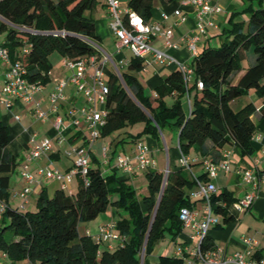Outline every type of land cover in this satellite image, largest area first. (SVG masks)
Returning <instances> with one entry per match:
<instances>
[{
	"label": "trees",
	"instance_id": "16d2710c",
	"mask_svg": "<svg viewBox=\"0 0 264 264\" xmlns=\"http://www.w3.org/2000/svg\"><path fill=\"white\" fill-rule=\"evenodd\" d=\"M174 0H129L128 7L146 23L153 18L155 5ZM247 23L230 21L221 33L218 46L206 47L192 63L193 82L185 84L179 70L162 79L156 88L159 98L154 106L137 74L145 67L143 58H132L121 77L110 74L106 100L107 123L101 130L103 138L143 123L144 135L156 139L169 130L178 133L182 154L212 158L218 163L219 149L236 145L242 156L253 154L252 140L256 133L253 116H264L254 104L234 111L231 103L254 91L264 101V0H246ZM99 0H0V47L8 50L12 63L22 61L30 83L50 82L51 54L64 58L101 57L92 45H101L93 13ZM127 20V19H126ZM27 49V53L23 52ZM248 52L254 61L237 84L234 77L243 70ZM203 84L198 88V82ZM194 92L190 110L184 106ZM174 97L173 103L166 102ZM260 113V114H259ZM122 139L121 142H125ZM10 130L0 115V200L8 203L11 175L17 170L16 156L9 150ZM220 162V161H219ZM97 163V162H96ZM196 176V175H195ZM75 193L63 189L52 196L43 190L35 211H20L10 205L3 214L0 227V252L17 264H151L148 257L156 246L170 235L176 241L182 233L179 219L182 208H194L191 194L197 188L194 176L179 168L165 176L158 170L146 171L149 193L144 204L134 187L120 182L115 174L105 176L99 165H91L87 182L81 176ZM197 178L208 181L207 174ZM118 195V200L113 196ZM238 200L228 191L212 197L214 213L222 216L221 224L234 220L228 211ZM226 203V207L222 206ZM109 207L124 208L128 217L116 222L117 232L125 238L115 246L101 247L92 236L80 235L82 223L96 220ZM221 224L217 225L220 227ZM202 250L215 248L208 235ZM144 255V259H143ZM160 264H183L176 257L161 256Z\"/></svg>",
	"mask_w": 264,
	"mask_h": 264
},
{
	"label": "crops",
	"instance_id": "0c3cea01",
	"mask_svg": "<svg viewBox=\"0 0 264 264\" xmlns=\"http://www.w3.org/2000/svg\"><path fill=\"white\" fill-rule=\"evenodd\" d=\"M121 1L123 3V8H126L129 0ZM210 5L220 8L221 11L211 16L212 25H207L206 33L201 34L197 29L200 19L197 15L198 9L195 6L184 4L183 0H174L172 3L165 5L157 3L153 11V18L149 23L158 24L163 29L168 27L172 28L173 37L171 40L176 43L178 47L167 48L165 46L164 39L160 37L153 39L151 41V46L155 49L164 51L178 62L185 63L187 66L192 67L195 56L191 54L186 43L182 41L183 37H199V41L197 42V51L199 54L206 47H215L220 44L221 33L224 29L231 26L230 21L233 16L236 15L234 20L235 22L243 21L247 23L249 20V15L244 12L249 5L246 0H210ZM178 10L181 12L180 16L175 15V12ZM164 14L168 15V19L165 20L163 18ZM93 17L96 23L97 34L101 38V44L108 48L109 55L113 58L117 66L124 68V64L128 63L132 58H134V56L127 48L120 49V44L110 29V19L105 5V0H99V5L93 13ZM204 24L207 23L204 22ZM143 59L145 67L137 75L141 76V82L145 87L146 93L151 98L154 106H156V100L159 98L156 88L160 85L163 78L175 70H178V68L175 63H168L164 65L157 64L151 53L146 54ZM49 60L53 67L51 70L50 82L44 85L41 91L34 94V100L40 101L44 109H47L48 107L49 95L54 90L56 81L67 79L70 75L68 71L63 69V58L60 55L57 56L56 54H51ZM253 61V54L248 52L247 59L242 63L243 70L234 77L233 84L238 83L246 69ZM4 67V64H0V71H2ZM106 67H111V74L115 73L112 64H109L108 66H104L105 74L109 72ZM192 82L193 79L190 83ZM65 96L66 98L62 100L60 104V115L63 117L65 127V129L61 132L56 130L53 126L55 120L54 116H51L45 122L35 119L33 103H26L22 101L15 102L14 107L10 110L6 109L4 106H0V110L4 112L3 119L9 126L11 141L14 140L15 144L19 146L17 149L21 146L24 148V153H22L20 159L18 160L20 168L19 175L15 176L13 181H10L11 192L8 205H10L13 209L20 211L29 209L32 205V198L39 196L43 190H46L50 196H52L59 189H63L71 194L77 191L79 184L78 177H75L70 184L63 188L61 183L44 178L39 173L40 169L45 167L59 170L62 173L70 172L74 168L75 158L74 156L67 155V152L71 145H81L86 137V124L81 117V114L78 112L86 105V97L84 94L78 93L73 86H69L67 88ZM193 96L194 92L186 101L187 108H185V110L187 109V111L190 110V104ZM173 98L174 97H168L166 102L168 103L169 99L174 100ZM251 103L254 104L257 109L262 108L264 105L263 99L259 98L254 91H251L248 95L233 101L231 103V107L234 111H239ZM13 116H15L14 119ZM16 116H19L20 120H16ZM72 117L80 119L81 123L79 126H74L72 124ZM253 120L257 130L252 140L253 154L251 156L243 157L241 150L234 144L226 145L217 152L220 157L218 159L220 162L224 159L226 153H230L229 162L231 164L229 172L220 170L217 177L212 180L218 189L217 194L226 190L237 200H241L250 190V187L243 183L241 173L239 172L246 169H253L255 174L264 175V116L261 117L256 114L253 116ZM137 125L127 128L123 130V132L119 131V133L117 132L110 137H101V143L98 145L96 151H94L96 144L93 147L90 161L91 165L94 164L95 166L98 164L100 168L104 169L103 174L105 176L115 174L116 178L120 182L125 183L131 180L132 184H135L139 180L142 181L143 178L141 173L143 172L129 174L116 168L117 159L120 156L133 157L135 155L137 144L142 142L150 148V155L156 161V166L153 170H158L162 173L168 171L169 169L177 170L182 168L185 170L180 163L181 152L179 150L178 140L175 146L170 149L167 147V141L165 134L163 133L160 134L159 139L150 135H144L134 142L129 136L131 135L137 137L142 134L145 128V125L143 124V127L138 131L134 130ZM167 132H170L171 136L177 133L172 130ZM46 138L53 140L52 151L43 155L38 160L27 162L26 159L29 151L37 143ZM122 139H125L126 141L121 142ZM161 139L163 140V144ZM104 146L109 147L107 159H105L103 155ZM99 157L103 159V165H100ZM189 157L192 159V172L198 177L206 174L203 165V162L206 159L194 154L189 155ZM207 159L211 160L212 158L210 157ZM95 162L97 163L95 164ZM25 165H28L29 171L33 173L39 184H35L33 186V192L31 194L33 196H29L28 204L23 209L22 206L24 201L20 197V193L27 186L21 173L22 168ZM195 190H193V192ZM191 200L193 202L198 201L194 198ZM192 209L200 212L199 218H201L204 213V203L199 202ZM113 213L114 214L111 219H106V216H103V213L92 222L80 224V235L92 236L96 242L101 243V247H109L112 249L116 242L101 240L100 228L110 222H117L119 220L117 210L113 209ZM234 217V220L228 224H221L220 227L213 226L210 228L208 236L212 238L214 246L223 249L227 255L251 251V257L256 259L262 258L264 256V185L261 186L259 196L255 204L247 211L235 213ZM3 220V215H0V227ZM81 228H83V233L80 231ZM191 234L192 231L190 229H183L176 241H173L171 236L167 235L164 241L169 238L168 248H163L160 255L175 257L174 253L178 247L186 245L193 247L196 242L191 238ZM248 241L255 242L252 249H250L247 243ZM167 252L168 254H166ZM0 259L3 260L0 264L11 263L8 257L1 252ZM17 264L33 263L23 261Z\"/></svg>",
	"mask_w": 264,
	"mask_h": 264
},
{
	"label": "built area",
	"instance_id": "2783aa9c",
	"mask_svg": "<svg viewBox=\"0 0 264 264\" xmlns=\"http://www.w3.org/2000/svg\"><path fill=\"white\" fill-rule=\"evenodd\" d=\"M184 4H190L198 9V32L206 33V26L212 25L211 16L221 9L210 5V0H183ZM110 19V29L116 36L121 48H127L134 57L144 58L146 54H152L157 64L175 63L181 72L185 84H189L193 79V69L185 63L178 62L164 51L155 49L151 46V41L157 37L164 39L167 48H177L178 45L171 39L173 37L172 28H162L158 24L146 23L142 17L131 11L127 6L123 8L121 0H105ZM180 10L175 12L176 16H180ZM163 18L168 19V15L164 14ZM127 19V20H126ZM207 24H204V22ZM186 43L189 51L193 56H198L197 42L199 37L182 38ZM93 47L100 52L101 57L93 55L84 58H64L62 67L70 74L67 79L56 81L54 90L49 95L48 107L44 109L40 101L34 100V94L43 89V85L30 83L26 79L27 70L22 61L11 62L7 49L0 47V64L5 67L0 71V106L6 109H12L15 102H26L34 104V116L38 121L45 122L51 116L55 117L53 126L59 132L65 129L63 117L60 115L61 101L66 98L65 92L69 86H73L78 93L84 94L86 97V105L78 112L81 114L85 124L87 134L81 145H71L67 155L74 156V168L68 173H62L59 170L45 167L40 169L39 173L42 177L61 183L65 188L77 176H81L87 182V176L91 167V153L94 145L102 137L101 130L107 123L108 112L106 110V100L109 94L108 80H105L104 66L112 64L115 74L121 77L120 67L114 62L113 58L104 52L99 45L92 43ZM27 53V49H23ZM124 64V66H126ZM51 76V73H50ZM203 84L198 82V88L202 89ZM101 106V109H100ZM261 108L257 109L260 112ZM16 120H20L16 116ZM81 123L79 118L72 117V124L79 126ZM53 140L46 138L37 143L28 153L27 162L40 159L43 155L52 151ZM109 147L104 146V158H108ZM150 148L142 142L136 146L135 155L120 156L117 159L116 168L129 174L144 172L154 169L156 166L155 159L150 155ZM230 153H226L224 159L215 163L211 160H204V170L208 176V181L203 182L195 176L191 170L192 159L181 153V166L188 170L197 182L196 190L191 197L202 200L204 203V213L201 218L200 212L191 208H182L179 219L183 224V229L192 231L191 238L196 242L193 247L189 245L180 246L175 251V257L183 261V264H264V256L262 258L251 257V251L238 252L233 255H227L223 249L213 248L210 250H202V241L208 235L211 227L221 224V215L214 213L212 207V197L218 193L216 185L212 182L217 177L220 170L230 171L229 162ZM22 176L27 186L20 193L24 204L22 208L28 204V198L33 192V186L39 184L33 173L28 169V165L23 166ZM168 174V171H166ZM242 181L250 187L243 199L238 200L228 208L231 214L249 210L256 202L261 186L264 185V175L255 174L253 169L240 171ZM222 206L225 208L226 203ZM9 205L5 201L0 200V215H3ZM116 222H110L100 228V237L103 241H114L122 243L125 238L117 232ZM250 249L255 242H247Z\"/></svg>",
	"mask_w": 264,
	"mask_h": 264
},
{
	"label": "rangeland",
	"instance_id": "374dc122",
	"mask_svg": "<svg viewBox=\"0 0 264 264\" xmlns=\"http://www.w3.org/2000/svg\"><path fill=\"white\" fill-rule=\"evenodd\" d=\"M99 46H100V48L104 52H106L107 54H109L108 48H106V46H104L103 44H101ZM53 54H56L57 56H59V54L57 52H55ZM106 69H108L109 72L105 74V80H108V78L110 77V74H111V70H110L111 67H108V68L106 67ZM137 76L141 80V76L140 75H137ZM172 103H173V100L172 99H169L168 104L171 105ZM184 108H187L186 107V102H185ZM100 109H101V106H100ZM235 109L238 110L237 108H235ZM186 111H187V109H186ZM0 115L2 117L4 116V112H2L1 110H0ZM14 117L15 116H13V119H14ZM142 127H143V124H138L134 128V130H137L138 131ZM121 132H123V131H121ZM169 133L168 132H165L164 133L165 134L166 141H167V147H168V149L173 148V146H175V144L177 143V140H178V133H176V134H174L172 136H171V133L170 134ZM161 142L163 144V140L162 139H161ZM100 143H101V139L98 140V142L96 143V146L94 148V151L97 150V147H98V145ZM17 147H19V146L17 144H15L14 140H12L11 143H10V145H9V150H10V152L13 155L16 156V160L18 162V160L20 159L22 153H24V150H23L24 148L21 146L20 148L17 149ZM163 155H164V151H163ZM99 162H100V165H103V159L101 157H99ZM95 164H96V162H95ZM96 165L98 166V164H96ZM19 169L20 168H19V162H18V168H17V170L11 175V178H12L11 180L12 181L14 180V177L15 176H18L19 175V172H20ZM101 169L104 172V169L103 168H101ZM163 174L166 176L167 175L166 171L163 172ZM141 175H142V178H143L142 181L139 180L135 184H132V181L129 180V182H125V183L128 184V185H130V186H132V187H134V189L136 190V194H137L138 199L140 200V202L142 204H144L143 203L144 202L143 201L144 200V197L146 195H148L149 190H148V182H147V179H146V172L144 171L143 173H141ZM32 196L33 195H30V197H32ZM38 198H39V196L33 197L32 198V205L30 206L29 209H26L23 212H26V211H35L36 210V203H37ZM119 198H120V196L114 195L113 200H118ZM113 209L114 210H117L115 207H109L108 211L106 213H104L103 216H106V219H111V217L114 214L113 213ZM117 214H118V217L119 218H121V216H122V218L129 216V215H127V212L125 211L124 208H121L120 210H117ZM80 231H81V233H83V228H81ZM168 243H169V238L166 241L160 242L156 246L154 252L148 257V259H149V261H150L151 264H160V256H161L160 253L163 250V248H166V249L168 248ZM166 254H168V252ZM0 262H3V260H1ZM5 263H7V262H5Z\"/></svg>",
	"mask_w": 264,
	"mask_h": 264
},
{
	"label": "water",
	"instance_id": "95a60500",
	"mask_svg": "<svg viewBox=\"0 0 264 264\" xmlns=\"http://www.w3.org/2000/svg\"><path fill=\"white\" fill-rule=\"evenodd\" d=\"M143 259H144V255H143Z\"/></svg>",
	"mask_w": 264,
	"mask_h": 264
}]
</instances>
